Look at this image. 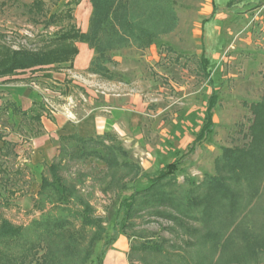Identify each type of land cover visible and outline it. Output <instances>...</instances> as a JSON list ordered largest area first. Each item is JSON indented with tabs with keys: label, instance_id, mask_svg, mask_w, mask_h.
<instances>
[{
	"label": "rangeland",
	"instance_id": "1",
	"mask_svg": "<svg viewBox=\"0 0 264 264\" xmlns=\"http://www.w3.org/2000/svg\"><path fill=\"white\" fill-rule=\"evenodd\" d=\"M43 1L48 15L62 9L68 0ZM129 1L133 8L127 11L134 31L144 24L152 31L154 39L140 48L129 38L122 46L108 51L104 66L112 78L79 69L73 59L71 67L25 70L9 80L0 79V84L5 86L0 91V134L8 137L7 141L12 144L5 148V155L0 156V217L12 225L27 228L43 212L52 209V205L38 194L41 175L47 174L46 166L39 171L25 165L33 154L32 137L41 132V124L30 116L20 117L4 108L5 102L11 100L7 86L35 90L44 107L43 115L63 111V106L76 116L96 106L95 113L110 116L108 109L100 108L105 104L121 109L115 126L109 127L105 118H99V132L92 136L107 134L105 143L113 142L127 153L126 156L118 154L120 161L134 162L149 173H155L178 158L174 177L181 192L191 187L192 193L200 192L202 189L197 185L205 175L215 174L214 161L222 148L241 146L249 139L247 127L252 115L248 105L258 102L264 89V0H152L153 10L150 4H144L149 0ZM30 2L0 0V43L14 48H40L43 44L40 33L58 28L45 29L42 22L45 17L32 14L28 9ZM89 3L90 0H79L72 11L73 22L82 32L87 27L85 17L88 20L90 17L85 15ZM81 6H85V13L82 10L80 14ZM120 21L123 23L119 27L116 25L118 31L127 26L123 18ZM83 44L86 43L76 42L77 49ZM88 49L93 50L94 59L97 53L90 46ZM202 57L207 60L208 77L199 68ZM52 75L60 81L42 80ZM86 90L98 96L91 104L86 101ZM213 91L217 94V102L212 110L211 130L188 151L187 147L203 123L207 99ZM130 97L132 108L128 104ZM124 104L128 107L120 108ZM50 143L49 154H54L52 161L62 163L63 183L74 185L78 196L88 202L92 215L104 219L106 233L95 244L94 253L86 263L96 264L104 239L112 234L115 221L121 217L119 202L148 181L129 176L121 180L124 172L121 168L118 180L111 183L100 159L102 148L98 144L84 145L75 140L54 138ZM89 152L93 154L88 156ZM44 193L50 194L47 190ZM68 200V205L76 209L75 199ZM59 204L63 203L56 200V205ZM249 205L242 218L234 219L226 209L222 211L225 220L233 219L230 228L233 239L225 243L222 253L219 249L215 252L211 264H228L222 260L215 263L219 252L226 259L231 252L244 250L239 232L264 230V216L260 210L264 206V178L259 194ZM53 211L60 215L58 209ZM188 224L195 228L200 226V222L193 220ZM170 225L166 218L145 213L144 218L136 219L134 226L127 225L125 231L132 234L145 230L146 235L170 237ZM117 236H120L118 240L123 239L124 263L128 264L126 254L130 239L119 229ZM176 240L184 250L183 239ZM1 242L3 252L15 247L10 239ZM255 258L263 261L264 253ZM103 261L106 264V257Z\"/></svg>",
	"mask_w": 264,
	"mask_h": 264
},
{
	"label": "trees",
	"instance_id": "2",
	"mask_svg": "<svg viewBox=\"0 0 264 264\" xmlns=\"http://www.w3.org/2000/svg\"><path fill=\"white\" fill-rule=\"evenodd\" d=\"M149 1H145L144 4L147 6L150 4L152 9L153 1ZM129 2V0H90L92 11L87 30L82 32L74 24L72 14L79 0H68L63 4L62 9L48 15L43 0H31L28 9L32 14L45 17L42 20L43 27L58 28L52 32L40 33L39 37L43 42L40 48H14L6 43H0V78H10L25 70L62 65L71 67L78 53L76 42L86 43L97 53L90 62L89 71L108 79L112 78L109 70L104 66L108 51L122 46L129 41V38L140 48L149 45L154 39V34L144 24L134 31L131 16L127 11L133 8ZM122 18L127 26L120 27L118 31L116 25L118 24L119 27L123 23L120 21ZM206 63L207 60L202 57L199 68L208 77ZM216 102L217 94L213 91L207 99L203 123L191 145L187 147L188 151H191L193 145L201 142L210 132L212 110ZM7 106L20 117L30 116L37 122H40L44 110L40 101H33L27 110L18 108L13 102H7ZM248 108L252 115L247 127L249 139L241 146L222 148L220 155L214 161L215 174L204 176V180L197 185L202 190L197 193H192V187L185 192L179 189L174 177L178 158L166 163L155 173H149L134 162L120 161L118 154L126 156L127 153L113 142L105 143L107 134L86 138L76 134L61 137L64 141L75 140L84 145L98 144L102 148L100 159L106 166V174L111 183L118 180L117 175L121 168L124 169L121 180L129 176L145 178L148 181L146 185L135 189L119 202L118 210L121 211V217L115 221L112 234L104 239L96 256V264H102L105 252L117 238L118 229L130 239L126 254L128 264H211L213 262L215 252L218 249L224 250L225 243L232 242L233 239L232 229L230 230L233 219L225 220L221 216L222 211L226 209L234 219L242 218L254 196L259 194L260 183L264 178V89L261 99L250 103ZM10 145L12 144L9 141L3 140L0 154L5 155V148ZM92 154L87 153L88 156ZM61 168L60 161H52L46 168L47 174H43L40 180L38 194L44 196L45 201H49L52 209L43 212L27 228L14 226L0 217V242L10 239L15 244L14 249L8 247L5 252L0 248V264H86L90 260L95 244L102 240L106 233L103 226L104 219L92 215L91 207L78 196L74 185L68 186L63 183ZM242 182L245 184L241 185ZM45 190L50 194L46 195ZM70 198L75 199L76 209L68 205ZM56 200L63 204L56 205ZM54 209H58L60 215H57ZM260 210L264 216V206ZM145 213L149 216L166 218L171 224L169 226L171 238L156 236L153 233L146 235L145 230L126 233L125 227L134 226L136 219L144 218ZM192 220L200 222L199 228L189 226L188 223ZM238 236L242 240L244 250L231 252L226 259L221 257L219 252L215 263L222 260L223 263L228 264L236 262L264 264V259L260 261L259 258H255L257 254L264 253V230L255 233L239 232ZM179 237L183 239L184 250L177 245L176 238ZM134 238L136 240H133Z\"/></svg>",
	"mask_w": 264,
	"mask_h": 264
},
{
	"label": "crops",
	"instance_id": "3",
	"mask_svg": "<svg viewBox=\"0 0 264 264\" xmlns=\"http://www.w3.org/2000/svg\"><path fill=\"white\" fill-rule=\"evenodd\" d=\"M90 4V3H89ZM87 14L86 16L91 12V5H88L86 7ZM80 14H82V10L85 13V6H81L79 8ZM90 11V12H88ZM87 19V27H88V18ZM86 27V30H87ZM85 30V31H86ZM93 57V50L88 49V46L86 44H83L81 47H78V53L74 57V63L77 65L79 69L86 70L88 69L90 62ZM49 73V71H46V73ZM52 73V71H51ZM54 74V73H52ZM7 77L0 78L2 81L11 79ZM53 79H58L60 81V78H56L53 75L51 77H43V81H54ZM56 81V80H55ZM5 88L4 85L0 84V91ZM11 92V100H8L7 102H13L18 108L22 110H27L31 107L33 101H39L38 95L35 90H28L26 88H21L20 86H7ZM87 103L91 104L95 99H97V95L94 92L87 91ZM1 95V92H0ZM66 96V95H65ZM106 100H108L107 95L105 96ZM94 99V100H93ZM128 104H130V107L132 108V98H129ZM7 102H5L4 108L6 110H10L12 113L18 115L15 113L11 107L7 106ZM2 104V98H0V106ZM63 111H56L52 112V115L45 114L41 115L40 117V124H41V132L37 135H34L32 137L33 142V154L30 157V160L26 162L25 165L32 167L33 169H38L39 171H42L43 168L47 166L52 162V159L54 157L53 155H50V151L52 150V144L50 143V140L52 138L54 139H62L61 137L76 134L80 137H90L93 134H97L98 127L97 122L99 118H105L106 122H108L109 125L107 126H115L117 121V116L121 114V109H117L112 105L105 104L100 108L108 109L110 116H104V114H98L95 113L93 110L97 108V106L92 110L90 107H88L87 110L83 112L80 116H76V114L69 110L67 107L63 106ZM128 107L127 104L122 105L120 108ZM20 116V115H18ZM108 130V129H106ZM3 140H8V137H5L4 135L0 134V151L3 145ZM1 153V152H0ZM2 156V154H0ZM42 176V175H41ZM1 177V173H0ZM41 180V178H40ZM122 236V235H120ZM120 236H117L116 240L112 243L110 248L105 252L103 256V260H105L106 257V264H111L112 261H116L119 264H125V255L124 251H122L123 246L121 243L123 242V239H119ZM124 237V236H123ZM125 238V237H124ZM118 240V242L115 245V242ZM114 249H112L113 247ZM127 248V247H126ZM124 255V257H123ZM127 258V255H126ZM102 260V264H104V261Z\"/></svg>",
	"mask_w": 264,
	"mask_h": 264
},
{
	"label": "bare ground",
	"instance_id": "4",
	"mask_svg": "<svg viewBox=\"0 0 264 264\" xmlns=\"http://www.w3.org/2000/svg\"><path fill=\"white\" fill-rule=\"evenodd\" d=\"M111 264H119V263H118V262H116V261H115V262H114V261H112V263H111Z\"/></svg>",
	"mask_w": 264,
	"mask_h": 264
}]
</instances>
